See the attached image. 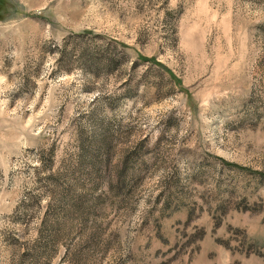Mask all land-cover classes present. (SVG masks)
<instances>
[{
  "label": "rangeland",
  "instance_id": "1",
  "mask_svg": "<svg viewBox=\"0 0 264 264\" xmlns=\"http://www.w3.org/2000/svg\"><path fill=\"white\" fill-rule=\"evenodd\" d=\"M0 264H264V0H0Z\"/></svg>",
  "mask_w": 264,
  "mask_h": 264
},
{
  "label": "trees",
  "instance_id": "2",
  "mask_svg": "<svg viewBox=\"0 0 264 264\" xmlns=\"http://www.w3.org/2000/svg\"><path fill=\"white\" fill-rule=\"evenodd\" d=\"M109 64V62L107 63V65ZM159 65V64H158Z\"/></svg>",
  "mask_w": 264,
  "mask_h": 264
}]
</instances>
